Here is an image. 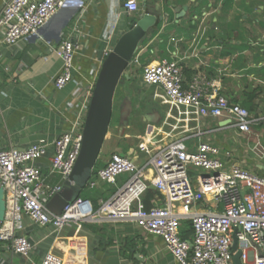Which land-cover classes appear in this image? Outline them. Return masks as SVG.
I'll list each match as a JSON object with an SVG mask.
<instances>
[{
	"label": "crops",
	"instance_id": "1",
	"mask_svg": "<svg viewBox=\"0 0 264 264\" xmlns=\"http://www.w3.org/2000/svg\"><path fill=\"white\" fill-rule=\"evenodd\" d=\"M124 1L84 0L61 34L48 28L9 46L0 32V150L45 143L51 152L56 138L84 122L85 106L105 53L138 16L154 12L160 28L156 23L154 33L135 55L138 64L128 66L114 98L120 116L126 102L131 105L130 115L120 117L117 124L133 133L124 134L126 141L118 144L120 150L110 152L103 165L112 154L137 164L134 149L146 145L154 154L181 139L190 151L201 141L229 152L228 165L264 178V0H137L138 11L131 14L124 11ZM2 7L0 0V11ZM73 29L78 31L73 37L80 49L74 58L72 80L56 90L53 80L62 68L57 49ZM164 59L178 63L184 87L200 77L211 84L209 90L246 108L256 121L250 133H240L222 118L196 120L191 116L186 120L183 110L172 107L161 88L143 84L142 67ZM131 137L138 139L136 146L129 144ZM39 165L49 186L63 187L61 177L50 174L46 159ZM145 176L150 179L152 172ZM200 177L197 172L191 178L196 190L201 187ZM102 185L97 183L95 189ZM156 202L151 200V207ZM53 208L57 209L56 204ZM197 210L221 212L222 204L207 195ZM25 227V235L34 245L30 258L0 245V264H39L48 252L60 257L63 264H177L160 238L133 224L70 225L57 236L51 228H39L27 219Z\"/></svg>",
	"mask_w": 264,
	"mask_h": 264
},
{
	"label": "built area",
	"instance_id": "2",
	"mask_svg": "<svg viewBox=\"0 0 264 264\" xmlns=\"http://www.w3.org/2000/svg\"><path fill=\"white\" fill-rule=\"evenodd\" d=\"M2 1L0 32L3 42L13 46L39 33L67 0ZM123 9L136 13L137 0H125ZM75 32L78 31L73 29L57 49L62 68L53 80L56 90H62L72 80L74 58L80 49L79 41L73 37ZM132 62L138 64L136 56ZM141 81L161 88L169 104L183 110L186 120L191 116L196 120L222 118L244 134H249L256 123L247 109L230 103L215 89L209 90L211 84L200 77L184 87L182 70L175 61L164 59L143 66ZM83 124L76 123L70 132L56 138L51 152L45 143L31 144L22 150H0V183L6 201L0 228L2 248L26 260L30 258L34 245L25 235L26 219L39 228H51L56 236L70 225L133 224L160 238L177 264H234V234L240 264H264V178L238 165H228L225 158L230 157L229 152L223 153L206 142L199 141L196 149L190 151L184 140L178 139L154 154L146 145L140 146V153L149 157L143 168L127 157L112 154L97 171L96 180L88 183L89 189H95L97 183L116 187L109 199L102 201L96 211L90 201L78 198L61 215L50 213L46 205L62 187L47 184L39 161L46 159L50 174L59 175L65 183L81 151ZM190 169L201 174L199 190L189 178ZM146 172H152L150 179H146ZM123 175H128V179L119 186ZM151 187L161 198L147 210L143 197ZM207 195L214 203L222 204L221 212L197 210ZM184 221L191 223L190 240L181 238ZM39 264L63 263L48 252Z\"/></svg>",
	"mask_w": 264,
	"mask_h": 264
},
{
	"label": "water",
	"instance_id": "3",
	"mask_svg": "<svg viewBox=\"0 0 264 264\" xmlns=\"http://www.w3.org/2000/svg\"><path fill=\"white\" fill-rule=\"evenodd\" d=\"M83 3L84 0H67L64 7L41 30L54 28L56 33L61 34L75 18ZM156 23L157 17L154 12L138 16L130 28L117 39L113 49L101 64L83 124L80 154L61 191L46 205L50 213L61 215L64 208L77 200L86 187L108 135L119 82L126 77V70L140 47L154 33ZM150 189L154 191L153 187ZM55 204L57 209L53 208ZM5 212V194L0 183V228L5 218ZM232 250L235 252L234 264H240V252L237 250L235 234L233 235Z\"/></svg>",
	"mask_w": 264,
	"mask_h": 264
},
{
	"label": "rangeland",
	"instance_id": "4",
	"mask_svg": "<svg viewBox=\"0 0 264 264\" xmlns=\"http://www.w3.org/2000/svg\"><path fill=\"white\" fill-rule=\"evenodd\" d=\"M66 29L67 28L64 29V32L66 31ZM115 101H114V106H113L112 120H111V123H110V128L111 129L109 128L110 130L108 131V135H107L106 140L104 142V145H103V148H102V151H101V154H100V158H99L102 161H105V160L108 159L110 152H114V151H117V150L119 151L120 150V148H118V144L119 145H123L124 144L123 142L126 141L123 138L124 134L129 136V135H131L133 133L132 129H128V128L124 127V125L123 126L118 125L119 122L121 121L120 117L127 118L130 115V113L132 111L131 105L126 102L125 108H124V111H123V116H120L119 115V111H118V107H117V104H116ZM140 133L142 134L143 131H141ZM131 138L132 139H130L129 144H132V145L136 146L137 143H138V139H136V138L134 139L133 137H131ZM133 153L137 157V159L139 160L138 163H137L138 167L139 168H143L146 165L149 157L141 154L139 152V150H137V149H134ZM188 174H189V178H192L193 175H197V171L194 170V169H190ZM127 179H128V175L121 176L120 177L119 186L122 185ZM86 193H88L92 197H97L98 196L96 190H91V189H89L88 186H86L82 190V192L80 193V196H83Z\"/></svg>",
	"mask_w": 264,
	"mask_h": 264
},
{
	"label": "trees",
	"instance_id": "5",
	"mask_svg": "<svg viewBox=\"0 0 264 264\" xmlns=\"http://www.w3.org/2000/svg\"><path fill=\"white\" fill-rule=\"evenodd\" d=\"M72 22V21H71ZM70 22V23H71ZM70 23L67 25L66 28H68L70 26ZM160 22L157 23V28H160ZM246 109V108H245ZM104 165H103V162L102 160H98L97 164H96V167L92 173V176L91 178L89 179V181L87 182L86 186H88V183L90 181H95L96 180V173L97 171L102 168ZM91 190H96V189H91ZM116 188L114 187H110L106 184H103L101 186V188L99 190H96L98 196L97 197H92L90 196L88 193H86L85 195L83 196H80V199H83V200H87V201H90L92 206H93V209L96 211L98 209V200L100 199H103V200H107L109 197H111L115 192H116ZM160 195L157 194L156 192H154L153 190L149 189L144 198H143V202H144V205H145V208L148 210L151 208V200H157V199H160ZM86 226V224H85ZM180 234H181V238L184 239V240H190L191 238V235H192V227H191V223L189 221H184L182 222L181 224V228H180Z\"/></svg>",
	"mask_w": 264,
	"mask_h": 264
}]
</instances>
